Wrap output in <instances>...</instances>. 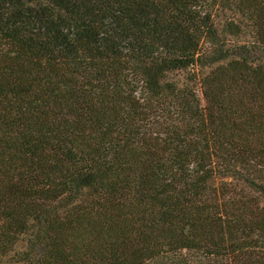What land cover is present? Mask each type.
Masks as SVG:
<instances>
[{
	"label": "trees",
	"instance_id": "16d2710c",
	"mask_svg": "<svg viewBox=\"0 0 264 264\" xmlns=\"http://www.w3.org/2000/svg\"><path fill=\"white\" fill-rule=\"evenodd\" d=\"M0 264H264V0H0Z\"/></svg>",
	"mask_w": 264,
	"mask_h": 264
}]
</instances>
